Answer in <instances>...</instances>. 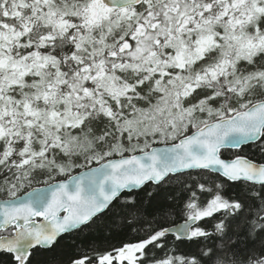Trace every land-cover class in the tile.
<instances>
[{
  "label": "snow or ice",
  "instance_id": "6c2138e0",
  "mask_svg": "<svg viewBox=\"0 0 264 264\" xmlns=\"http://www.w3.org/2000/svg\"><path fill=\"white\" fill-rule=\"evenodd\" d=\"M0 264H264V0H0Z\"/></svg>",
  "mask_w": 264,
  "mask_h": 264
}]
</instances>
